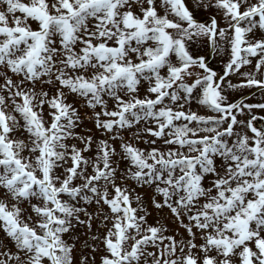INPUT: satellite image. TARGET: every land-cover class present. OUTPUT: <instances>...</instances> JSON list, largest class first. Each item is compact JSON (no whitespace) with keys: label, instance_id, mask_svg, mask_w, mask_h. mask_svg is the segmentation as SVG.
Here are the masks:
<instances>
[{"label":"snow or ice","instance_id":"6c2138e0","mask_svg":"<svg viewBox=\"0 0 264 264\" xmlns=\"http://www.w3.org/2000/svg\"><path fill=\"white\" fill-rule=\"evenodd\" d=\"M257 27L264 0H0V264H264V104L228 92L264 90Z\"/></svg>","mask_w":264,"mask_h":264},{"label":"rangeland","instance_id":"374dc122","mask_svg":"<svg viewBox=\"0 0 264 264\" xmlns=\"http://www.w3.org/2000/svg\"><path fill=\"white\" fill-rule=\"evenodd\" d=\"M189 2L192 3L193 6H194L195 2H199L202 5L204 3H207L208 0H189ZM157 3H159V0H157ZM196 14H197V16H199L204 21H207L209 14L217 15L218 17L220 16V13L215 8V5H213V11L211 13H209L208 9L200 8V9H198L196 11ZM223 23H224V21L221 18V24H223ZM254 34L256 36L264 35V30H261V29H259L257 27L256 29H254ZM197 47H200V46L197 45ZM229 54H230V49H226L223 52H210L209 63L215 68V70L218 73L222 71L224 63L226 62L227 56ZM250 59H252L253 64H254L255 63V58L254 57H250ZM244 70L251 71L252 70V66L249 65ZM229 78L233 82H236L237 79H243L244 77H237V75L231 74ZM228 92H229L230 96L233 99H235V100H239V99L243 98L245 103H250V104H253V105L264 104V90H261L258 86L243 87V88H236V89H228ZM191 107L193 108V110H198L201 113L214 114V113L209 112V110H207L205 107L197 105L195 102L191 105ZM252 112L253 113H259L260 114V118L259 119L264 120V109L259 108V107H254L252 109ZM85 126H87L88 129H91V131L95 132L97 135H101L102 136V133L97 132V130L95 129L94 124L92 123V121L91 120H87V119L76 130L77 131H82L85 128ZM114 143H116L118 145L119 144V140L117 139L116 141H114ZM136 143H140V146H142V147L145 146L142 142L137 141ZM130 183H134V182L130 181ZM136 190L138 192L139 191H144V189H141V188H137ZM159 216H160V213H157L155 210H153V219L158 218ZM151 222H152V219L149 220V223H151ZM166 222L172 228L179 227V225L175 224L171 220L170 217L166 220ZM95 229H96V222L93 221V231H95ZM180 230L182 232L184 231L183 228H180ZM101 231H103V230L101 229ZM73 234L78 235V239L75 241L77 250L82 249L85 242H87L88 244L92 243V241L90 240V238L88 237V235L86 233V228L84 226H80V225L75 226L74 233H70L68 235H73ZM65 238L67 239V236ZM69 242H72V241H69ZM89 259H91V257H89ZM97 264H98V261H97Z\"/></svg>","mask_w":264,"mask_h":264}]
</instances>
